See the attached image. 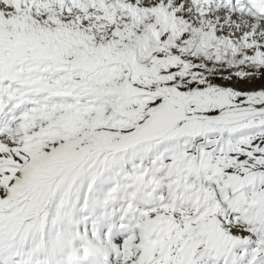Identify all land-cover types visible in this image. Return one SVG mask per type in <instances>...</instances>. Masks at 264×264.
<instances>
[{
    "label": "snow or ice",
    "instance_id": "obj_1",
    "mask_svg": "<svg viewBox=\"0 0 264 264\" xmlns=\"http://www.w3.org/2000/svg\"><path fill=\"white\" fill-rule=\"evenodd\" d=\"M0 264H264V0H0Z\"/></svg>",
    "mask_w": 264,
    "mask_h": 264
}]
</instances>
